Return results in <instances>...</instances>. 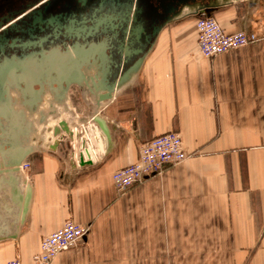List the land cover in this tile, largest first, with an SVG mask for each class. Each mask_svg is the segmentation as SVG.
I'll list each match as a JSON object with an SVG mask.
<instances>
[{
  "label": "crops",
  "instance_id": "0c3cea01",
  "mask_svg": "<svg viewBox=\"0 0 264 264\" xmlns=\"http://www.w3.org/2000/svg\"><path fill=\"white\" fill-rule=\"evenodd\" d=\"M194 10L159 30L138 72L98 108L108 139L92 118L91 165L71 166L66 138L25 158L26 211L0 204V264H31L42 237L67 220L86 233L51 264H264V0ZM198 15L251 41L203 57ZM67 104L82 120L91 111L78 87ZM167 131L189 157L117 192L112 173L136 160L139 142Z\"/></svg>",
  "mask_w": 264,
  "mask_h": 264
},
{
  "label": "flooded vegetation",
  "instance_id": "af4514ba",
  "mask_svg": "<svg viewBox=\"0 0 264 264\" xmlns=\"http://www.w3.org/2000/svg\"><path fill=\"white\" fill-rule=\"evenodd\" d=\"M212 1L0 0V121L4 110L13 117L17 112L13 104L23 99L10 93L12 85L38 90L40 82L50 79L54 87L58 80L62 84L65 78L77 80L82 53L86 51V67L93 69L99 42L108 62L115 59L114 40L126 39L133 50H145L164 18L173 19L179 10L189 13L193 6ZM138 56L131 54V62ZM68 71L72 72L69 77L65 76Z\"/></svg>",
  "mask_w": 264,
  "mask_h": 264
},
{
  "label": "water",
  "instance_id": "95a60500",
  "mask_svg": "<svg viewBox=\"0 0 264 264\" xmlns=\"http://www.w3.org/2000/svg\"><path fill=\"white\" fill-rule=\"evenodd\" d=\"M230 1L232 0H213L212 2H209L205 5L193 6L191 10L197 9L194 10L195 14H197L198 10L208 11L206 9L212 8L218 4L229 3ZM182 14L183 13L179 10L178 16H181ZM171 20L172 18H164L158 24V28L155 31V36L147 40L149 42V45L145 48V50H133L132 48H130L132 42L126 39H124L122 42L114 40V43L112 44L115 47L114 54L116 56H114L113 54V58L115 59H110L109 62L105 59V47H103L104 45L99 42L95 46L97 49L95 50L94 54L96 55L95 57H93L95 66L94 72L91 74H87V72H81L80 70L77 72V80L70 81L69 78H65L63 79L65 80L64 84L60 83V81L58 80L55 84L56 87L52 86L53 81L50 79V82L46 84L52 91L53 97L57 100V102H64L68 98V90L71 85H76L82 94L88 93L92 95L95 98V105L92 106L87 103L89 109L91 110L88 116L94 115V123L99 127L101 133L105 136V138L108 139V127L106 126L105 121L100 116H98V114H95V112L98 110V108L101 107V102L110 100L116 89L121 88L134 77V75L138 72L143 62L144 56L148 52L157 33L164 25L169 23ZM135 41H138V37ZM122 47L124 49L121 53L120 48ZM138 53V58H136L135 61L131 62V54ZM82 54V70L85 68L90 69L91 67H86L88 61L86 60V51ZM126 63L129 64L125 67L124 65ZM69 73L72 74V72L68 71L66 72L65 76H67V74L68 77L71 76L69 75ZM39 86L40 87L38 90H33L32 88L28 90L26 88L19 87L20 96H22L23 98V101L21 100L22 102L20 103L24 107L28 106L31 113H34L37 110V106L40 102V100L37 98H40V96L43 94L45 82H40ZM30 95H32L33 97L30 98ZM53 112L54 110L52 111V113ZM88 116H86L84 120H82L81 117L79 118L80 120L85 122ZM3 117V120L0 121V191L4 192V197H6V199L5 202L0 200V204L2 205L1 207L7 208L6 203H8L9 210L10 205L12 204H17L18 206L19 200L21 198V193L23 192L22 184L24 183V179L22 173L20 172L19 166L27 156H29L33 151L36 150L35 147L30 145L29 141L27 143L25 142L27 141L26 139L29 135L26 133L28 132V130H31V132H33L36 128L34 126V123L26 118L25 111L23 109L17 110V112L13 114V117H8L7 111L4 110ZM24 119H26L27 122V124L25 123L26 126L23 125ZM38 120L43 123L45 121V116L43 114H40ZM51 131L55 135V138L51 139L52 143L48 147L51 151L56 150V148L60 144H62V140L64 138H66L68 142L71 141L72 132L69 128V124L66 121L60 120L58 122V126L53 127ZM78 135H80V133ZM77 155L79 165L81 167L91 165V161L84 160L79 152H77ZM70 164L72 167H75L73 158L70 160ZM24 194V202L19 203V207L20 205L22 206L21 209L23 213L26 211L27 200L29 197L28 187L24 191Z\"/></svg>",
  "mask_w": 264,
  "mask_h": 264
},
{
  "label": "built area",
  "instance_id": "2783aa9c",
  "mask_svg": "<svg viewBox=\"0 0 264 264\" xmlns=\"http://www.w3.org/2000/svg\"><path fill=\"white\" fill-rule=\"evenodd\" d=\"M197 44L203 57L211 58L228 50L249 44L251 38L245 30L226 33L220 23L211 15H199L195 18ZM72 141H69V153L78 159ZM180 135L167 131L145 142L137 144V158L134 162L115 170L112 181L117 192L141 183L145 178L161 174L166 166L176 165L189 157ZM91 161V160H90ZM30 163L24 160L21 172L28 170ZM86 233V227L67 220L63 226L42 237L39 251L33 255L31 264H51L62 251L76 247ZM6 264H23L15 257Z\"/></svg>",
  "mask_w": 264,
  "mask_h": 264
},
{
  "label": "rangeland",
  "instance_id": "374dc122",
  "mask_svg": "<svg viewBox=\"0 0 264 264\" xmlns=\"http://www.w3.org/2000/svg\"><path fill=\"white\" fill-rule=\"evenodd\" d=\"M45 98L46 94L40 100L38 107L41 105V103H44L46 100ZM88 102H91L90 98ZM88 102L86 101V103ZM61 112L62 111L57 108L56 112L49 113L48 116L46 115V122L44 124H36V129L39 130V134L35 135L38 136L39 139H44L43 146H46L48 141L55 138V135L51 129L55 126H58V122L60 120L66 121L69 124V128L72 132L71 141L74 144L73 146L76 153L79 152L84 160L87 159V157L91 155L93 151H95V143H99L98 133H96L95 127L92 125L91 115L87 117L85 122H83L77 115L74 116L72 105L69 106L67 112ZM79 133L80 135H78ZM22 186H25L24 183ZM2 192L3 191H0V200L5 201L6 197H4V192Z\"/></svg>",
  "mask_w": 264,
  "mask_h": 264
},
{
  "label": "bare ground",
  "instance_id": "6f19581e",
  "mask_svg": "<svg viewBox=\"0 0 264 264\" xmlns=\"http://www.w3.org/2000/svg\"><path fill=\"white\" fill-rule=\"evenodd\" d=\"M93 65V64H92ZM92 68L88 69V68H85V69H81V72L85 71L87 72V74H91L94 72L95 70V67H93V69L91 70ZM12 85V84H11ZM14 96V98L16 97L17 94H20L19 93V89H16V87L14 85H12V88H11V92ZM46 94V100L44 101V103H41V105H39V107L37 106V110L34 112V113H31L28 106L24 107L23 105H21L20 102H22L21 100L17 103L15 102L16 104H13L12 106V109L14 110H24L25 111V115H26V118L29 119L31 122L34 123V126L36 128V124L39 123V124H44L46 122V115L48 116L49 113H52V111L54 110V112L57 111V108H59L60 111L62 112H67L68 109H69V106L67 104V100L68 98L64 101V102H57V100L53 97V93L52 91L50 90L49 86L45 83V87H44V92L43 94L40 96V98H37L39 100H41L43 98V96ZM84 96V100L85 102L89 100V98L91 99V102H88V104L90 105H95V98L88 94V93H85L83 94ZM17 101V100H16ZM40 103V102H39ZM101 105H103V102H101ZM95 109V108H94ZM53 112V113H54ZM61 112V113H62ZM97 113V111L95 112V114ZM40 114H43L45 116V121L43 123H41L38 118L40 117ZM91 117L94 119V115H91ZM52 120V119H51ZM50 120V121H51ZM24 124L26 126L27 122H26V119H24ZM26 123V124H25ZM26 134H29L27 136V141H25L26 143L29 141L30 145H32L33 147H37L39 144L41 146H43V142H44V139L42 138H38V136H36L35 134H39V130L35 129V131L31 132V130H28V132ZM26 138V137H25ZM87 159H89V157H87ZM23 163V162H22ZM21 163V164H22ZM20 164V166H21ZM19 166V168H20ZM21 172V170H20ZM22 173V172H21ZM26 187V185L24 186ZM30 193V191H29ZM5 202V201H4ZM4 208V207H2ZM4 212V211H3ZM8 212V211H7ZM2 213V212H1ZM6 214V212H5ZM4 216V215H3ZM3 219V218H2Z\"/></svg>",
  "mask_w": 264,
  "mask_h": 264
}]
</instances>
